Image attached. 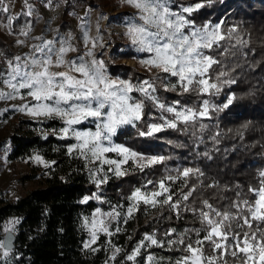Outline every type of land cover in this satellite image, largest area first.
Returning a JSON list of instances; mask_svg holds the SVG:
<instances>
[{
	"label": "snow or ice",
	"instance_id": "1",
	"mask_svg": "<svg viewBox=\"0 0 264 264\" xmlns=\"http://www.w3.org/2000/svg\"><path fill=\"white\" fill-rule=\"evenodd\" d=\"M121 2L134 10L118 23L122 28L120 35L129 43L127 48H112L109 56L128 55L129 49L146 54L139 63L150 72L155 70L151 78L133 81L110 74L109 62L98 58L96 53L97 48L109 45L101 42L98 24L97 36H90L87 12L79 18L80 37L71 31L61 33L59 28L51 29L49 20H45L41 34L33 36L35 25L42 19L38 5L55 11L68 0H22L21 11L14 15L7 0H0V28L16 37L17 46L27 48L26 52L12 56L0 52V101L19 99L21 103L12 105V110L37 121H59L61 127L50 134L60 140L75 141L66 145L67 153L84 159L86 167L90 165V178L98 190L112 178L119 180L137 172L150 174L147 170L165 166L172 158L115 143L113 138L125 126L135 129L137 138L145 140L156 139L167 129L185 133L192 129L194 143H203L198 133H204L209 126L200 121L211 119V113L225 112L239 99L230 91L225 93L222 105L212 104L210 98L236 83L231 75L234 69H228L226 63L249 44L240 37L236 26L225 29L224 20L195 24L193 14L212 5L213 0H193L189 4L176 0ZM49 32L53 33L50 38ZM78 40L85 48L82 54L74 43ZM103 55L101 51L99 56ZM161 89L177 97H195L200 102L192 106L180 98L167 102L158 94ZM205 96L209 99H204ZM149 104L159 115L145 110ZM238 135L242 139L243 131ZM220 136V132L211 136L214 145L219 143ZM109 154H115L116 158H110ZM203 156L212 159L208 151ZM31 159L45 168L55 163L45 161L40 155ZM165 170L169 174L159 180H145L125 197L126 211L112 206V211L102 213L97 208L91 220L84 222L90 235L84 248L92 252L100 250L92 247L99 234L111 237L122 231L118 226L109 227L118 219L127 223L139 211L158 209L160 219L165 218L164 211L169 213V222L185 220L190 213L192 223L198 222L199 227H185L182 231L170 227L162 236L156 230L146 232L132 252L125 255L126 261L136 264L142 250L154 247L181 252L172 264H264V169L258 171L256 184L249 185L247 192L237 191L235 199L220 206L208 199L200 200L196 206L195 194L201 185L189 184V179L204 175L199 168L176 169V175ZM177 181L182 184L179 191L172 187ZM206 187L218 185L212 183ZM90 199L100 197L94 193L84 197L81 203ZM18 223L19 220H10L3 225L7 235L0 240V261L4 264H9L11 234ZM111 247L109 260L115 261L122 249ZM145 261L156 264L150 252Z\"/></svg>",
	"mask_w": 264,
	"mask_h": 264
},
{
	"label": "trees",
	"instance_id": "2",
	"mask_svg": "<svg viewBox=\"0 0 264 264\" xmlns=\"http://www.w3.org/2000/svg\"><path fill=\"white\" fill-rule=\"evenodd\" d=\"M74 1L68 0V3ZM88 5L97 6L99 11L110 9L115 12L118 8L116 0H89ZM123 14L120 12L117 17ZM197 15L213 23L224 20L225 29L236 26L240 37L249 41L248 47L241 49L226 63L228 69H234L231 75L236 83L222 90L219 96L210 98L212 104L222 105L225 93L230 91L239 97L236 103L225 112L211 113V119L200 121L209 127L204 133H198L204 141L199 144L194 143L192 129L187 133L167 129L159 133L156 139L150 140L137 138L136 130L128 126L118 130V135L113 138L115 143L172 158L166 161L165 166L147 170L150 174L137 172L119 180L112 178L99 190L91 181L88 171L90 165L86 167L84 159L67 153L66 145L74 141L60 140L50 134L53 129L61 127L59 121L17 119L5 139L6 160L12 162L40 155L45 161L55 163L50 168H44L37 176L29 174L22 177L26 180L36 178L38 184L24 196L8 201L0 193V227L8 220H19L12 233L13 247L7 258L9 264H105L106 261L108 264H132L125 260V255L132 252L146 232L156 230L162 236L163 231L170 227L180 231L185 227H199L198 222L192 223L190 213L186 214L185 220L169 222L167 211L163 213L165 218L160 219V210H142L127 223L118 219L109 225L110 229L120 227L121 232L111 237L99 234V239L92 247L100 250L92 252L84 248L89 235L83 224L88 216L97 208L102 212H110L112 206H119L118 210L126 211L128 202L125 197L145 180L155 181L169 174L166 168L171 170L172 175H176V169L185 167L199 168L204 173L199 178L189 179V184L201 185L195 194L196 206L202 199H208L216 206L226 205L235 199L237 191L247 192L249 185L256 184L258 171L264 169V0H213L212 5L202 9L201 13L197 12ZM65 24L68 25L64 22L61 31L69 28ZM1 40L0 52L8 54L2 51ZM112 48L119 49L120 43L113 40L111 52ZM133 57L129 50L125 56L113 53L112 58L109 56L110 74L133 81L155 75L138 73L120 63ZM158 94L167 102L177 98L187 101L189 106L200 102L195 97H177L175 93L162 89ZM203 98L209 99L207 96ZM145 110L159 115L150 104ZM244 125L247 127H242ZM239 131H243L242 139L238 135ZM217 132L221 136L219 143L214 145L211 136ZM205 151L210 153L211 160L203 156ZM212 183L218 187H206ZM178 186L182 187L179 181L172 185L179 191ZM94 193L100 197L99 200L90 199L87 203H81L84 197H91ZM112 245L122 249L115 261L109 260ZM149 252L156 258V264H172L182 255L179 251L153 247L142 250L136 264H146L145 258Z\"/></svg>",
	"mask_w": 264,
	"mask_h": 264
},
{
	"label": "rangeland",
	"instance_id": "3",
	"mask_svg": "<svg viewBox=\"0 0 264 264\" xmlns=\"http://www.w3.org/2000/svg\"><path fill=\"white\" fill-rule=\"evenodd\" d=\"M7 2L11 5L10 11L14 15L21 11L22 9V0H7ZM35 2V1H34ZM118 4V8L115 12L109 10L99 11L97 6H89V0H75L74 2L68 3L65 7L64 4H61L60 8L51 11L48 9H44L43 7L39 8V14L42 17V19L35 25L32 35H40L41 30L44 28V22L45 20H49L50 24L49 27L53 30L59 28L61 33H68L71 31L74 36L80 37L81 33L78 28V25L80 24V17H84L85 13L87 12L89 15L87 16V20L90 24V31L89 34L92 37L97 36V24L100 28L99 35L102 37V41L105 44H108L109 46L100 49H96V53L98 58L105 59L110 64L109 59V53H111V45L113 40L120 43V48H127L128 41L126 38H123L120 33L122 32V28L118 27V23L120 18H122L124 15H131L134 10L126 5H124L121 0H116ZM177 3H183V4H189L193 3V0H176ZM74 5V9L70 10L69 7ZM123 12L124 14L117 17V15ZM68 13H75L74 16L68 15ZM201 13V10H200ZM2 15V14H0ZM55 17V19H53ZM103 17H107L108 19H104ZM117 18V19H113ZM194 22L197 26L209 21L208 18L205 19L204 17H201L197 15V13L193 14ZM64 22H67L68 25L65 24V26L69 27L65 31H61L63 29ZM53 33L49 32L47 35L50 38ZM0 39L3 41L2 45V51L8 52L10 56L21 54L22 52H26L27 48H21L15 44L16 37L13 35H9L7 31H5L3 28H0ZM74 43H77L80 47L81 54L85 51L84 45L82 41H74ZM103 51L104 55L99 56V53ZM136 57L135 59H124L120 63L124 66H128L130 68H133L138 73H147L148 75H154L155 70L148 71L145 67L141 66L139 63V59L146 56L144 53H136L134 50L129 49ZM114 77V76H113ZM21 101L19 99L11 100V101H0V112H3L2 115H0V193L2 196L8 200V201H14L17 198H20L24 196L29 190L34 189L38 187L37 179L33 180H26L22 179V177H25L26 175H33L37 176L44 170V166L34 162L31 157L25 158V159H18L12 162H8L6 160V152L5 149L6 143L5 139L8 136L12 124L17 119H30L29 116L20 113L18 111L12 110V105H19ZM7 109V111H3ZM92 125H87V127ZM93 127V126H92ZM74 141V140H73ZM75 143V141H74ZM110 158H116L115 154H109ZM102 212V211H101ZM103 213V212H102ZM93 214V213H92ZM92 214L88 216L86 219L89 221L92 218ZM85 219V220H86ZM84 220V222H85ZM10 221V220H8ZM7 221V222H8ZM7 222L2 224L0 227V240L4 237V231H3V225H5ZM84 225V224H83ZM90 226V224H89ZM84 229L88 230L84 227ZM90 241V235L88 240L85 242ZM4 262V261H0Z\"/></svg>",
	"mask_w": 264,
	"mask_h": 264
},
{
	"label": "water",
	"instance_id": "4",
	"mask_svg": "<svg viewBox=\"0 0 264 264\" xmlns=\"http://www.w3.org/2000/svg\"><path fill=\"white\" fill-rule=\"evenodd\" d=\"M6 235H7V234L5 233L3 239H5ZM3 239H2V240H3ZM11 246L13 247V235H12V234H11Z\"/></svg>",
	"mask_w": 264,
	"mask_h": 264
},
{
	"label": "built area",
	"instance_id": "5",
	"mask_svg": "<svg viewBox=\"0 0 264 264\" xmlns=\"http://www.w3.org/2000/svg\"><path fill=\"white\" fill-rule=\"evenodd\" d=\"M34 1H35V0H34ZM74 7H75V6H74V5H72V6H70V7H69V9H70V10H73V9H74Z\"/></svg>",
	"mask_w": 264,
	"mask_h": 264
}]
</instances>
